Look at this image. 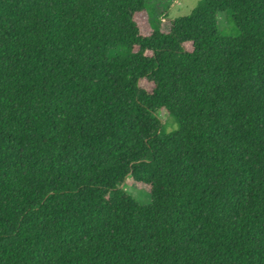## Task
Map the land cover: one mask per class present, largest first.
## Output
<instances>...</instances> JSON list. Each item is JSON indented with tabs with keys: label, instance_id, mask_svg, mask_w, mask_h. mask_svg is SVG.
<instances>
[{
	"label": "trees",
	"instance_id": "trees-1",
	"mask_svg": "<svg viewBox=\"0 0 264 264\" xmlns=\"http://www.w3.org/2000/svg\"><path fill=\"white\" fill-rule=\"evenodd\" d=\"M146 3L0 0V264H264V0Z\"/></svg>",
	"mask_w": 264,
	"mask_h": 264
},
{
	"label": "rangeland",
	"instance_id": "rangeland-1",
	"mask_svg": "<svg viewBox=\"0 0 264 264\" xmlns=\"http://www.w3.org/2000/svg\"><path fill=\"white\" fill-rule=\"evenodd\" d=\"M202 2L203 0H147V12L137 16L142 28V34L145 36L150 35L153 30H158L160 26L163 31H168L170 24L167 19L173 20L178 17L189 16ZM218 28L225 37L231 38L239 35V29L233 22L231 11L219 15ZM188 48L191 49V45H188ZM143 85L149 91L152 90V86L146 82ZM162 116L164 119L168 117L165 112L162 113ZM126 186L127 192L141 205L149 206L151 204L150 196L145 188L135 185L131 181Z\"/></svg>",
	"mask_w": 264,
	"mask_h": 264
}]
</instances>
